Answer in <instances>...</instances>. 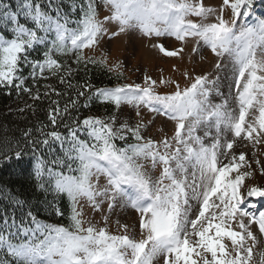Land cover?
Instances as JSON below:
<instances>
[{
    "label": "snow or ice",
    "instance_id": "6c2138e0",
    "mask_svg": "<svg viewBox=\"0 0 264 264\" xmlns=\"http://www.w3.org/2000/svg\"><path fill=\"white\" fill-rule=\"evenodd\" d=\"M253 5L0 0V89L33 101L20 113L48 102L47 122L0 137V168L27 170L43 197L34 203L0 184V264H264V186L247 183L264 176V14ZM121 33L154 41L166 58L183 59L193 43V53L217 58L214 72L184 70V88L163 75L101 87L78 80L89 65L124 77L120 60L85 52ZM169 39L180 47L166 46ZM93 103L115 112L83 114ZM129 106L171 121V136L146 135L149 125L124 113ZM64 197L66 225L41 218L44 206L63 217ZM86 206L131 208L137 226L117 222L114 233L108 215L99 226Z\"/></svg>",
    "mask_w": 264,
    "mask_h": 264
},
{
    "label": "rangeland",
    "instance_id": "374dc122",
    "mask_svg": "<svg viewBox=\"0 0 264 264\" xmlns=\"http://www.w3.org/2000/svg\"><path fill=\"white\" fill-rule=\"evenodd\" d=\"M207 4L216 6L220 0H205ZM101 18L107 15V10L101 8L99 11ZM166 46L171 48L180 47L179 42L169 39L163 41ZM154 41L141 37L140 35H130L121 33L112 36L111 39L106 36L99 49L85 50L86 55L99 57L101 53H108L110 63L120 60L123 63V71L127 75L126 83H141L145 74L151 75L154 79H158L161 75L170 77L179 82L181 88L188 86L191 80H186L182 76L184 70H188L191 76L209 73L211 76L214 72V64L217 60L209 50L205 49L200 53H193V43L187 44L185 51L180 58H166L163 54L153 49L151 45ZM173 90V89H169ZM218 102V101H214ZM124 113L131 118V123L142 122L149 125L146 135L157 140L164 135L171 136L173 132V123L164 117H157L153 113H149L146 109L140 110V116H136L131 106L124 108ZM149 121L154 123L149 124ZM247 183L251 185L264 186V176L257 174L255 179H250ZM264 205V199L258 202L257 207ZM264 210V208H261ZM85 215L88 219H93L99 226H103L102 216L108 215L109 230L116 233L119 231L117 222L120 224L127 223L130 228L136 227L138 223V213L131 208H122L117 206L112 212H109L104 206L103 212H95L90 207H85Z\"/></svg>",
    "mask_w": 264,
    "mask_h": 264
},
{
    "label": "trees",
    "instance_id": "16d2710c",
    "mask_svg": "<svg viewBox=\"0 0 264 264\" xmlns=\"http://www.w3.org/2000/svg\"><path fill=\"white\" fill-rule=\"evenodd\" d=\"M77 79L81 82L87 80L96 87H101L123 84L126 76L124 75L122 79L116 80L106 70L89 65L86 71L83 69L80 71ZM42 83L55 84L56 81L52 80ZM6 91V89H0V137L6 136L7 138H11L13 135L19 136L20 133L18 129L31 127L38 120L47 122L45 115L48 106L47 100L43 103H36L35 107L37 111L35 115H33L31 111L20 113L18 109L23 108L25 104H32L33 101H31L27 95L18 97L15 91H12L11 95H7ZM114 112L115 110L111 106L93 103L89 109L84 110L83 114H95L104 117L109 114H114ZM10 171L11 170L8 167L0 168V184L10 185L24 196L32 198L34 203L38 199L42 201L43 197H38L34 191V181L27 170L23 174H10ZM58 206L64 212L63 217L53 215L47 206L37 210L40 212L42 219L52 223L66 225L70 215V202L66 197L58 198Z\"/></svg>",
    "mask_w": 264,
    "mask_h": 264
}]
</instances>
